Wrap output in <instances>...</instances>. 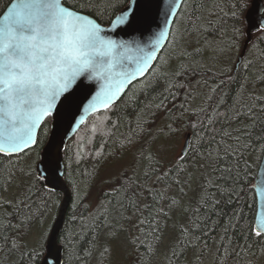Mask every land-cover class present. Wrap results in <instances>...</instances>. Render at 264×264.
Segmentation results:
<instances>
[{"label":"trees","instance_id":"trees-1","mask_svg":"<svg viewBox=\"0 0 264 264\" xmlns=\"http://www.w3.org/2000/svg\"><path fill=\"white\" fill-rule=\"evenodd\" d=\"M251 1L247 0V7L238 22L232 15L237 0H188L187 6L181 8L176 18L170 42L149 74L134 83L112 108L92 116L68 142L63 160L72 202L59 238L64 248L63 264L112 263L111 241L114 236L111 241L104 240L109 233L115 232L117 235V232L124 230L121 226L116 228L112 222L115 214L122 217L116 210L118 202L126 206L129 203L123 192L118 194L117 190L127 176L135 180L130 177L133 171L126 170V177L121 173L123 176L120 177L119 187L112 190L115 192H110L108 197L105 196L108 208L90 214L88 200L96 188L104 183L101 171H104L107 163L122 158L129 149L137 156L136 160L141 159V153L147 151L149 154L152 146H155V138L169 136L168 139H174L188 134H191L188 152L191 158L182 165L184 171L178 174L187 195L181 194L175 184L164 192L165 199L161 206L167 209L168 197L171 196H175L180 204L170 212L169 219L159 217V223L155 220V227L164 228L167 225L163 241L168 232L172 233L169 242L173 240L177 235L176 226L187 222L192 213L184 209L198 206L196 200L202 185L207 186L208 194L220 200L223 198L213 185L227 187L232 191L231 203L222 202L218 209L226 215L218 217L211 214L209 219L201 210L196 218L202 229L196 230L199 239L188 237L192 244L198 246L189 248L179 264H209L210 260L216 264L221 252H233L232 256L225 255L223 264H248V261L251 264H264V255L259 252L256 255L246 254L242 261L235 255L245 245H252L253 252L264 248V241L253 244L255 238L250 233L257 212L254 182L264 155V29L253 34L244 51L247 40L245 16ZM12 2L0 0V17ZM129 2L90 0V6L85 8L83 0H65L66 6L106 26ZM237 27L241 29L240 36L235 32ZM241 57V63L234 73ZM51 122L49 118L41 127L38 147L19 155L16 158L18 163L9 165L6 161H0L5 167L22 168L26 173H31V176L23 177L17 171L10 183L0 179V205H3L0 216L6 217L5 224L19 207L16 213L18 219H12L14 227L4 235L22 245L11 254L7 249L0 252V264H40L44 257L45 239L38 248H31L26 237L50 215L57 218L63 199L61 193L48 189L37 172V163L50 135ZM208 152L212 155L208 156ZM150 159L147 169H151V172L143 177L154 182L147 186L135 181L141 185L137 193L143 205L152 203L149 189L153 190V195L156 190H165L166 182L157 183L156 177L161 170L171 174L174 165L155 161L152 156ZM110 181L104 185L110 184ZM193 182L194 198L190 203L181 202L182 196L188 197ZM21 200H25L26 206L20 204ZM6 202H10L11 207ZM181 208L184 222L173 227L175 211ZM152 219L150 215L145 217L147 222L142 224V229L137 227L141 245L137 247L136 264H141V257L147 264H166L167 247L164 242L155 255H145L146 248L156 243ZM20 221L24 223L19 228L15 227ZM105 247L110 252L102 255ZM33 249L36 255L32 262L22 258V253L26 257L27 251ZM194 256H199V259L194 260ZM173 264L177 262L173 261Z\"/></svg>","mask_w":264,"mask_h":264},{"label":"snow or ice","instance_id":"snow-or-ice-1","mask_svg":"<svg viewBox=\"0 0 264 264\" xmlns=\"http://www.w3.org/2000/svg\"><path fill=\"white\" fill-rule=\"evenodd\" d=\"M188 0H167V7L163 10L164 27L156 34L152 44V50L141 57L133 72L127 73L121 71L118 75L124 77V81L116 84L113 90L110 81L117 65L114 59H109L114 49L120 47L115 41L106 39L101 35L103 28L89 15L76 11L74 8L66 6L64 0H16L7 8L6 14L0 20V161H6L9 165L18 163L16 159L21 153L28 149H34L39 145L37 129L40 124L48 117H57L60 108L74 103L73 97L75 90L90 92V85L85 81L95 79L105 81L101 85L100 92L94 98L96 103H102L107 107L119 99V94L123 90L124 82L131 83L136 77L143 76L145 72L152 68L151 61L156 60V49L165 46L169 41L170 31L168 25L173 23L182 7L187 6ZM85 8L90 6V0H83ZM130 7V5H129ZM247 7V0H237L233 5V18L238 22L241 20L244 9ZM136 13H129L127 8L116 17L112 23L116 26L131 24L135 19ZM237 36L242 35L239 27L235 28ZM183 87V85H180ZM96 104H93L95 107ZM171 130V129H170ZM176 131V130H172ZM250 134V133H249ZM264 134V130H262ZM239 140V137L236 138ZM187 147H191L188 145ZM211 156L212 153H206ZM191 157L182 152L179 157V163L172 165L171 174L169 171L161 170L160 175L156 177V182H166L164 191L149 189V195L152 197V203L141 205L137 189L141 185L130 178H125L121 183L120 189L124 198L128 200V205L119 203L116 209L121 216L124 211L129 209L135 212L143 213L147 211L153 217L151 222L154 225L153 231L156 236V243L150 248H146L145 255H155L156 250L163 244L164 228L155 227V217L159 216L167 220L170 218V212L179 207L180 201L175 196L168 197V208L161 206L165 199L164 192L175 184L181 194L187 195L178 174L184 171L183 164ZM54 163V160L51 161ZM59 165L51 173V179H56V171ZM0 179L11 182V179L19 171L21 176L29 177L30 172L24 169H15L14 167H5L0 163ZM228 171H231L230 169ZM148 175L147 173L145 174ZM49 180V176L43 178ZM216 187L223 200L214 199L207 193L205 185L201 186L196 203L197 207H186L184 211H191L185 224H178L176 237L169 242L165 252L166 264H173L183 259L189 248H195L198 245L192 244L188 240L189 236H196V230L200 229L197 223V217L201 210L204 211L206 218L210 219L211 214L218 217L226 215L220 208L224 204L231 203L232 191L227 187ZM259 186H264V179ZM27 198H25L26 200ZM25 200L20 204L25 205ZM11 207L10 202H6ZM3 207V205H0ZM16 212L8 217L0 216V252L7 249L11 254L18 251L22 245L14 238L4 235L8 229L14 227L12 219H18ZM131 219V217H128ZM140 220L139 223H146ZM20 221L15 225L19 228ZM229 226L231 221L229 220ZM227 231V228L225 229ZM251 235L255 238L253 244L264 241V219L254 224L250 229ZM207 246L205 247V251ZM235 252V250H233ZM110 249L105 247L102 255H106ZM264 255V248H258L256 252L252 251V245H245L240 252L235 255L241 261L243 257L251 255ZM36 255L35 250H28L27 256L22 258L32 262ZM232 256L233 252H221L216 264H223V259ZM141 264H147L143 257ZM199 256H194V260ZM251 264V261H248Z\"/></svg>","mask_w":264,"mask_h":264},{"label":"water","instance_id":"water-1","mask_svg":"<svg viewBox=\"0 0 264 264\" xmlns=\"http://www.w3.org/2000/svg\"><path fill=\"white\" fill-rule=\"evenodd\" d=\"M14 2H16V0H13L12 3ZM10 6L11 4L9 7ZM166 7L167 0H130L126 8L129 13L135 11V19L131 24L121 26H116L112 22L107 26L102 25L95 18L90 16L103 28L101 35L106 39L115 41L116 44L120 46L114 49L109 57V59H114L117 65L116 71L113 73L112 80L110 81L113 90H115L117 83L124 81V77L118 74L121 71L127 73L133 72L137 61L152 50V44L156 34H158L164 27L163 10ZM123 11H121L117 16H119ZM6 12L7 9L4 14H6ZM2 16L0 17V20H2ZM176 18L173 23L168 25L170 37ZM245 23L247 27V40L244 51L250 44L253 34L261 29H264V0L251 1L250 8L245 16ZM167 44L168 42L165 43L164 47L156 49L157 58L156 60L150 62L153 67ZM241 60L242 57L239 60L236 70L241 63ZM152 68L148 69L143 76L138 75L136 79L131 81V83L125 81L123 84V90L119 94V99L107 107H105L102 103H96L94 100L97 93L100 92L101 85L106 82L90 78L85 81V83L90 85V92L75 90L73 97L74 103L71 106L65 105L61 107L57 117L47 118V120L50 118L52 121L51 131L48 141L41 152L40 160L37 164V172L39 177L46 183L48 189L61 193L63 195V199L55 223L46 240L45 254L40 264H63L64 248L59 243V238L66 220L68 209L72 202V192L65 180V165L63 160L65 147L92 116L109 110L116 105L123 98L128 89L134 83L145 78ZM94 103L96 104L95 107H93ZM46 121L41 123L37 129V137L39 136L41 127ZM190 140L191 134H188L182 152L187 153L189 150V147L187 146L190 145ZM28 150H26V152ZM53 160L54 163L51 162ZM56 164H58L59 167L56 171V179L53 180L51 179V173L55 169ZM45 176H49L48 181L43 179ZM262 179H264V155L254 182V190L257 198L255 224L264 219V186L258 187Z\"/></svg>","mask_w":264,"mask_h":264},{"label":"rangeland","instance_id":"rangeland-1","mask_svg":"<svg viewBox=\"0 0 264 264\" xmlns=\"http://www.w3.org/2000/svg\"><path fill=\"white\" fill-rule=\"evenodd\" d=\"M163 138L164 139H162L161 137H159V139L155 138L154 140V142H156L155 146H152V150L149 152V154L147 153V151L141 153L140 156L141 159L136 160L137 156L134 155L132 149H129L128 150L129 152H126L122 158H116L110 160L108 162L109 164L107 163V166L104 169V171H101L102 180L104 183L99 185L98 186L99 188H96V191H94V193L91 195V197L88 200V202H90L89 203V208L91 210L90 214H93L94 212L97 213L101 209L104 210V208L105 209L108 208V203L107 201H105V196L108 197V194L112 192V190H115L117 187H119L118 185L120 183V177L123 176L121 175V173H124V177H126L127 176L126 170H129L130 172L133 171L130 177H132L135 181H139V183H145L147 186H149L150 183L154 181H147V179L145 178L147 176L145 174L146 173L149 174L151 172V169L150 171H148L147 169L148 163L151 162L150 159L151 156L155 161L158 162L161 161L164 164L167 163L169 166L172 164H176L179 161V157L182 153L186 141V135H182L174 139H168L170 138L169 136H165ZM188 152L189 150L187 151V154ZM29 161L31 163V160ZM108 165L110 166L109 167L110 174L107 173ZM111 179L113 180L110 181ZM107 181H110V184L104 185ZM194 183L195 182L191 184L192 187L190 190H188V197L183 198L182 196L181 202L190 203L192 201V199L194 198V192L192 191L193 188L195 187ZM138 202L141 205H143V202L141 201ZM182 211H183L182 208L180 210L175 211L174 214L175 220H173V225H172L173 227L176 226V224L178 223L184 222V219L181 218ZM130 213L128 212L123 213L122 217L115 214L116 218L112 222V225L115 226L116 228L121 226V228L122 229L124 228V230L117 232V235H115L116 234L115 232L109 233L107 238H105L104 240V242L111 241L112 237L114 236V240L112 239L111 241V252L113 258L111 264H136V255L138 250L137 247L139 246V240L136 237L139 236V231H136L134 229L135 226H133L132 228L127 226L126 219L128 217H131L130 221L137 220L139 217L137 215H140V213L135 212V210L134 212H132L133 214ZM55 220H56V216L51 217L50 215L43 224L36 225V227L33 228V230L26 237V241L31 248H38L39 245L42 244L43 239H45L46 242L49 233L51 231V228L55 223ZM171 235L172 233L169 234L168 232V235L165 237L164 245L166 247ZM209 264H212V260L209 261Z\"/></svg>","mask_w":264,"mask_h":264},{"label":"flooded vegetation","instance_id":"flooded-vegetation-1","mask_svg":"<svg viewBox=\"0 0 264 264\" xmlns=\"http://www.w3.org/2000/svg\"><path fill=\"white\" fill-rule=\"evenodd\" d=\"M158 170H159V169H158ZM127 212H128V213L131 212L130 214H133L132 212H134V211H129V210H128ZM137 216H139L138 219H137V220H134V221H133V220L130 221V219L127 218V219H126V225L129 226V227H131V228H132L133 226H135L134 229H135L136 231H140V230L142 229L141 226H142L143 223H139V221L142 220V219L144 220V218H145V217H148L149 214H148L147 211H144L143 213H140V215H137ZM139 219H140V220H139ZM152 220H153V219H152ZM155 220L157 221V223H159V216L155 217ZM136 226L139 227L140 230H138ZM140 237H141V235H139L138 237H136V238L139 240V245H141V244H140V243H141V239H140Z\"/></svg>","mask_w":264,"mask_h":264},{"label":"bare ground","instance_id":"bare-ground-1","mask_svg":"<svg viewBox=\"0 0 264 264\" xmlns=\"http://www.w3.org/2000/svg\"><path fill=\"white\" fill-rule=\"evenodd\" d=\"M237 72V70H235V72L234 73H236ZM75 185V184H74ZM67 216V215H66ZM216 249V248H215Z\"/></svg>","mask_w":264,"mask_h":264}]
</instances>
